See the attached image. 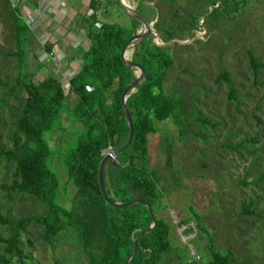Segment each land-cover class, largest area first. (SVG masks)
<instances>
[{
    "label": "trees",
    "instance_id": "16d2710c",
    "mask_svg": "<svg viewBox=\"0 0 264 264\" xmlns=\"http://www.w3.org/2000/svg\"><path fill=\"white\" fill-rule=\"evenodd\" d=\"M163 1L173 4L170 6L171 17H162L155 24V29L165 45L155 44L153 34L134 45L132 61L141 64L147 75L126 102L135 128L132 144L116 159L121 165L119 173H116L117 168L112 163L105 166L103 173L106 192L111 199L117 203L147 202L157 216L156 229L140 238L137 252L130 264H190L185 247L173 236V224L169 223L168 218L158 217V212L167 206L163 204L165 196L163 197L158 188L161 180L149 161V136L158 132V124L170 121L178 128L180 139L196 136L208 141V137L201 133L198 126L209 125L216 130L221 125L213 123L201 114L198 100L194 98L189 101L190 94L181 90L180 83L166 90L167 73L176 60L173 47L166 44L182 40L186 33L199 30L200 19L204 14L211 19V23L207 25L214 28L222 18H238L258 0H211L204 14L191 11L192 6L200 0H192L189 8L184 10L177 7L178 0ZM112 4L119 7L116 0H90L89 8L93 14L84 18L89 41L88 54L80 63V69L70 79L69 92L66 93L64 79L54 75L40 82L35 81L36 73L45 67L40 61L37 63L38 69L28 74L31 72L28 70L30 39L34 33L29 22L23 20L20 10L12 7L9 0H3L1 11L12 24L14 40L19 48V69L22 73L24 69L27 71V74L20 72L12 88V93L21 92L24 95L15 121L12 147L3 145L0 139V161L3 160L9 167H14L13 182L10 186H5V189L10 193L28 195L43 203L46 210L37 216L15 220L0 207V227L6 228L7 231L5 237H0V264H27L32 261L31 252L26 253L24 250L23 238L30 242L29 228L33 222L41 227L43 240L48 244L57 243L67 227H72L81 240V252L87 264H127L134 250L135 239L142 230L152 226L148 207L140 203L122 209L107 203L99 182V167L109 148L119 150L128 141L130 129L121 97L126 87L137 79V69L128 67L121 57V50L138 32L140 22L130 18L131 26L127 27L99 20L98 10L108 9ZM146 5L143 0H139L137 11L152 22L146 12L144 13ZM142 6L143 11L140 10ZM146 7V11L152 8L149 5ZM98 23L99 27L96 26ZM176 45L174 43V46ZM53 51V46L48 47L50 54H53ZM250 58L258 72L262 64L253 52L250 53ZM223 81L231 84L227 71L218 76L216 84ZM0 86H5L1 79ZM193 89L195 91L196 88ZM73 97L76 103L70 113L73 119L83 125V130L70 144L62 162L69 182L77 190L75 204L69 210L57 201L60 182L56 173L49 167L54 152L46 135L55 129V124L63 113L69 111L67 104ZM229 100L238 101L234 89L230 91ZM190 110L192 112L188 114ZM195 111H198L197 117L194 116ZM190 120L195 124H191ZM191 128L194 131H191ZM235 134L230 133L228 138L224 139V150L231 151L240 159L244 158V154L254 156L256 153H264L263 147L256 148L260 142V132L246 134L238 141L233 140ZM168 149L172 151L171 144ZM169 156L170 167L171 153ZM258 160L259 158L246 169L244 178L236 183V190L241 195L248 191L254 193L253 188H261L264 182V170L260 176L249 181L252 168L259 167ZM203 166L207 168L205 164ZM222 170L219 169L218 172ZM172 173L173 180L179 181L176 174H179L178 170ZM256 205V201H244L238 211H233L231 202L229 203V211L234 217L231 229L238 234L235 247L243 246V249L256 240L248 237L246 228L243 227L254 226L255 223L248 219L250 217L256 222L263 221L264 216L257 211ZM193 208L195 223L200 232L197 240H200L205 236L200 224L202 216L195 211L197 208ZM187 221L190 220H182ZM228 231L230 232H227V235L231 237V230ZM235 247L221 250L216 248L211 240L209 245L199 246L198 251L208 253L204 264H241Z\"/></svg>",
    "mask_w": 264,
    "mask_h": 264
},
{
    "label": "rangeland",
    "instance_id": "374dc122",
    "mask_svg": "<svg viewBox=\"0 0 264 264\" xmlns=\"http://www.w3.org/2000/svg\"><path fill=\"white\" fill-rule=\"evenodd\" d=\"M143 1L152 8L146 11V5L145 9L142 6L140 10L144 9V13L152 19L154 28L162 17H171L172 3L167 4L163 0ZM209 1L211 0H200L192 6L191 11L204 14ZM126 2L136 9L139 4V0ZM178 2L177 7L184 10L189 8L192 0ZM218 2L220 4V1ZM30 3V0H22L21 5L17 6L23 20L29 22L34 33L30 39L28 70L31 72L28 74L38 69L37 63L40 61L45 67L36 73L35 81L40 82L54 75L64 79L65 91L68 93L70 79L80 69V63L88 54L89 41L84 18L93 14L89 8L90 0H42L41 12L36 11ZM1 7L0 4V79L5 86H0V139L3 145L12 147L15 121L24 95L21 92L12 93L13 85L22 71L19 69V48L14 40L12 24L2 13ZM97 14L102 22L131 26L128 15L115 4L109 5L108 9L100 8ZM208 17L206 14L202 15L199 30L186 33L182 40L166 44L173 47L176 60L167 73L165 85L167 90L180 83L181 90L190 94L189 101L194 98L198 100L201 114L213 123L221 125L216 130L209 125L198 126L201 133L208 137V141H204L196 136L180 139L178 128L170 121L158 124V132L149 136V161L161 180L158 188L163 197L165 196L162 202L167 206L158 212V217L168 218L169 223L173 224V236L176 233L172 217L176 216L181 221L196 222L192 211L194 207L193 209L197 208L195 211L202 216L200 224L205 236L200 240H193L192 245L199 250V246L209 245L213 240L216 248L227 250L234 249L238 241L237 232L231 229L234 217L229 211L230 202L231 210L238 211L242 202L256 201L257 211L264 216V182L261 188L251 187L254 193L248 191L241 195L236 190V183L244 178L246 169L250 168L257 158L259 167L252 168L249 181L262 174L264 153H256L254 156L244 154V158L240 159L238 155L222 148L224 139L228 138L230 133H236L233 140L238 141L246 134L251 135L257 131L261 135L256 148H264V0L254 2L236 19L222 18L214 28L207 25L211 23ZM96 26L99 27L100 24ZM143 29L140 23L137 31ZM154 40L165 45L160 35ZM174 43L177 45L174 46ZM50 46L54 47L53 54L48 52ZM134 51V46L128 48L131 58ZM251 52L262 64L258 72L251 61ZM223 71L229 73L231 84L224 81L216 84V79ZM25 73L27 74V71L24 69L22 74ZM193 88H196L195 91ZM233 89L238 101L229 100L230 91ZM75 103L76 99L73 97L67 104L69 111L63 113L57 120L55 129L46 135L54 152L49 167L56 173L60 182L57 201L69 210L75 204L77 190L69 182L62 162L70 144L83 130V125L73 119L70 113ZM198 115V111H195L194 116ZM190 122L195 124L193 120ZM191 131L194 129L191 128ZM169 144L172 145V151L168 149ZM170 153L172 165L169 167ZM203 164L207 168H204ZM219 169L223 170L218 172ZM177 170L178 183L172 176V171ZM13 174L14 167H9L3 160L0 161V207L3 212L15 220L44 213L46 207L43 203L28 195L10 193L5 189V186L12 184ZM248 219L255 223L254 226L243 227L246 228L247 236L256 240L249 247L244 246L246 248L242 249L241 246L235 249L241 264H264V219L262 222H256L253 217ZM228 230H231V237L227 235V232H230ZM29 232L30 242L23 238L25 252H31L32 255V261L27 264H87L81 252V240L72 227L68 226L55 244H48L43 240V231L36 222L30 225ZM6 235V228L0 227V237ZM181 246L188 251L185 245ZM201 254L205 261L208 253L202 251Z\"/></svg>",
    "mask_w": 264,
    "mask_h": 264
},
{
    "label": "water",
    "instance_id": "95a60500",
    "mask_svg": "<svg viewBox=\"0 0 264 264\" xmlns=\"http://www.w3.org/2000/svg\"><path fill=\"white\" fill-rule=\"evenodd\" d=\"M117 4L119 5V7L128 15L129 18H135L137 19L140 23H142L144 29L143 31L137 32L135 35H133L122 47L121 50V57L123 59L124 62L127 63L129 68H136V76L137 79L131 83L130 85H128L126 87V89L124 90L122 97H121V104L123 107V111L124 114L126 116V119L128 121V125H129V137H128V141L126 143V145L124 147H122L119 150L116 151H110L112 148H109V152L106 154V156L103 158L100 167H99V182L101 185V189L102 192L104 194L105 200L107 203L112 204L118 208H127L130 207L132 205L135 204H144L146 207H148V209L150 210L151 216H152V226L147 229V230H142L140 232V234L137 236V238L135 239L134 242V250L131 253L127 264H130L131 260L133 259V257L135 256L136 252H137V246H138V241L140 240V238L149 232H152L156 229L158 222H157V216L154 212L153 207L148 204L147 202L144 201H133L131 203H117L115 202L113 199H111L107 192H106V187H105V182H104V169L105 166L108 163H112L114 166H116L117 171L116 173L118 174L120 169H121V165L117 162V157L119 156L120 153H122L124 150H126L127 148H129L132 144L133 138H134V134H135V128H134V121H133V117L131 115L130 110L128 109L126 102L128 100V98L136 92L137 87L143 82V80L146 78V71L144 69V67L141 64L138 63H134L132 61V58L129 56L128 53V48L133 47L137 42L141 41L142 39L146 38L147 36L154 34L155 37H158L159 34L156 32L155 28H154V23L149 21L144 15H142L139 11H137V9L135 7H133L131 4L127 3L126 0H116ZM157 39V38H156ZM154 43L162 46V44H160L159 42H157V40H154Z\"/></svg>",
    "mask_w": 264,
    "mask_h": 264
},
{
    "label": "built area",
    "instance_id": "2783aa9c",
    "mask_svg": "<svg viewBox=\"0 0 264 264\" xmlns=\"http://www.w3.org/2000/svg\"><path fill=\"white\" fill-rule=\"evenodd\" d=\"M13 7H17L21 4V0H10ZM64 6V5H63ZM62 7V4H61ZM31 17H33L31 15ZM29 18V17H27ZM28 20V19H27ZM80 68V65H79ZM76 74V73H75ZM73 74V76L75 75ZM70 85V83H69ZM174 219V228L176 233V238L182 245H185L188 249V257L190 264H204V259L202 254L192 245V241L197 239L199 236V228L197 224L193 221L182 222L178 220L176 216L172 217Z\"/></svg>",
    "mask_w": 264,
    "mask_h": 264
},
{
    "label": "crops",
    "instance_id": "0c3cea01",
    "mask_svg": "<svg viewBox=\"0 0 264 264\" xmlns=\"http://www.w3.org/2000/svg\"><path fill=\"white\" fill-rule=\"evenodd\" d=\"M10 1V0H9ZM21 2H22V0H21ZM24 2V1H23ZM30 5H32V7L33 8H35L36 9V11H39V12H41V2H42V0H34V1H31L30 0ZM11 3V2H10ZM0 4L1 5H3V0H0ZM21 5V4H20ZM24 5H26L25 3H24ZM11 6L13 7V5L11 4ZM25 7V6H24ZM85 24V23H84ZM178 241V240H177Z\"/></svg>",
    "mask_w": 264,
    "mask_h": 264
}]
</instances>
